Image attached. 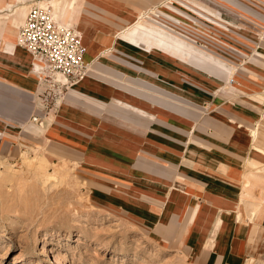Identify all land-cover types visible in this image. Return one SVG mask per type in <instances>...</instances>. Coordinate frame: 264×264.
<instances>
[{
	"label": "crops",
	"instance_id": "1",
	"mask_svg": "<svg viewBox=\"0 0 264 264\" xmlns=\"http://www.w3.org/2000/svg\"><path fill=\"white\" fill-rule=\"evenodd\" d=\"M179 1L190 10L170 0H61L64 14L52 13L79 26L90 69L45 99L38 61L15 43L20 23L0 22V143L20 125L25 138L38 132L94 200L158 230L196 264H264V172L255 169L264 158V0H222L221 9ZM146 8L228 22L249 50L238 54L240 73Z\"/></svg>",
	"mask_w": 264,
	"mask_h": 264
},
{
	"label": "rangeland",
	"instance_id": "2",
	"mask_svg": "<svg viewBox=\"0 0 264 264\" xmlns=\"http://www.w3.org/2000/svg\"><path fill=\"white\" fill-rule=\"evenodd\" d=\"M44 1L5 0L1 25L16 28L31 2L45 5ZM170 2L190 10L179 0ZM197 2L217 8L222 4V0ZM163 13L181 25L166 23L167 32H177L180 40L209 53L204 49L212 46L201 38L206 36L199 34L194 24L161 8H151L143 15L162 18ZM71 25L79 28L75 23ZM195 31L197 35L190 34ZM212 43L214 54L235 63L230 64L236 66L237 77L243 58L223 44L214 40ZM60 79L57 77L58 82ZM27 110L28 105L22 104L21 123L26 125ZM56 148L33 130L32 138H25L21 125L16 136L0 143V264H196L181 248L160 239L158 230L142 224L121 208L94 200L72 167L56 154ZM255 169L264 172V158Z\"/></svg>",
	"mask_w": 264,
	"mask_h": 264
},
{
	"label": "built area",
	"instance_id": "3",
	"mask_svg": "<svg viewBox=\"0 0 264 264\" xmlns=\"http://www.w3.org/2000/svg\"><path fill=\"white\" fill-rule=\"evenodd\" d=\"M239 16V15H238ZM195 14L192 21L199 29V34L208 37L211 41L223 44L234 54H246V40L233 32V28L226 21L224 25L216 24L211 20L203 19ZM242 28L241 25H238ZM16 44L25 47L32 55L45 59L48 68L61 73L67 81L77 80L86 74L87 63L83 58L85 46L81 41L79 31L68 24H58L54 21L48 8L31 2L26 10L22 22L17 27ZM35 71V68L32 66ZM47 91H43V99L50 93H59V87L66 83L44 78Z\"/></svg>",
	"mask_w": 264,
	"mask_h": 264
},
{
	"label": "bare ground",
	"instance_id": "4",
	"mask_svg": "<svg viewBox=\"0 0 264 264\" xmlns=\"http://www.w3.org/2000/svg\"><path fill=\"white\" fill-rule=\"evenodd\" d=\"M36 4L40 5L39 2H35ZM68 5V4H67ZM48 8L49 12L51 13L54 21L57 23V21L55 20V17L53 15V13L55 14L56 17H60L64 14L65 12V4L64 2H61V0H57L56 2H53V4H51V7L47 6V5H44ZM53 12V13H52ZM174 15V14H173ZM148 17H150L149 15H147ZM162 16L166 17V18H170L166 13H163ZM191 19V18H190ZM178 23V21H176ZM59 24V22H58ZM180 25V24H179ZM168 26V25H167ZM170 27V26H169ZM76 29L78 30V28L76 27ZM79 31V30H78ZM148 31V30H147ZM80 33V36H81V41L83 43V35L81 33V31H79ZM203 40L206 41V43L208 45H211V46H214L212 41L209 39H205L204 37H201ZM183 48V47H182ZM32 55V54H31ZM33 56V60H34V64H35V61H38V72H39V79L42 80L44 82V78H51L52 80H57V77L61 80V82H64V80H66V78L59 72L57 71H54L52 72L48 66H47V62L45 61L44 58L42 57H39V56ZM89 63H87V70H86V73L89 72ZM58 81V80H57ZM67 81V80H66ZM71 82V81H70ZM69 83V82H68ZM72 83H75V82H72ZM45 174L43 173V176ZM47 179V178H46Z\"/></svg>",
	"mask_w": 264,
	"mask_h": 264
}]
</instances>
